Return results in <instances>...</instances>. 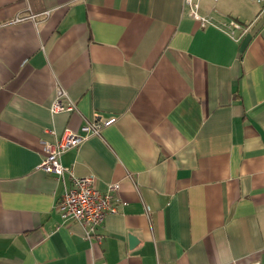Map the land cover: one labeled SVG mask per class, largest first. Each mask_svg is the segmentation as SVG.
Returning <instances> with one entry per match:
<instances>
[{
    "label": "crops",
    "instance_id": "obj_1",
    "mask_svg": "<svg viewBox=\"0 0 264 264\" xmlns=\"http://www.w3.org/2000/svg\"><path fill=\"white\" fill-rule=\"evenodd\" d=\"M261 9L201 0L236 38L183 0H0V264H264ZM58 87L76 111H51ZM112 117L61 156L119 182L89 234L58 209L70 178L39 168L43 140Z\"/></svg>",
    "mask_w": 264,
    "mask_h": 264
},
{
    "label": "built area",
    "instance_id": "obj_2",
    "mask_svg": "<svg viewBox=\"0 0 264 264\" xmlns=\"http://www.w3.org/2000/svg\"><path fill=\"white\" fill-rule=\"evenodd\" d=\"M252 1L260 4L261 10L264 11V0ZM183 2L188 7L190 14L203 27L214 25L236 38L246 31L245 25L235 18L220 21L211 15L203 14L201 12V0H183ZM18 19L21 18L16 20ZM50 109L53 113L59 111L74 112L77 110V103L69 97L65 88L58 87ZM114 120L113 117L105 121L87 119L81 126V131L66 128L59 139L52 142L43 140L44 156L39 168L59 176L68 174L70 178V182L58 203V209L64 217L85 224L89 234L97 231L108 213L117 210L114 200L119 189V182L109 183L107 190L102 191L97 187L94 173L76 175L71 167L62 163L61 156L68 149L79 146L90 134H100L102 128Z\"/></svg>",
    "mask_w": 264,
    "mask_h": 264
},
{
    "label": "water",
    "instance_id": "obj_3",
    "mask_svg": "<svg viewBox=\"0 0 264 264\" xmlns=\"http://www.w3.org/2000/svg\"><path fill=\"white\" fill-rule=\"evenodd\" d=\"M130 239H131V242H135L136 241V237L134 235H130Z\"/></svg>",
    "mask_w": 264,
    "mask_h": 264
}]
</instances>
